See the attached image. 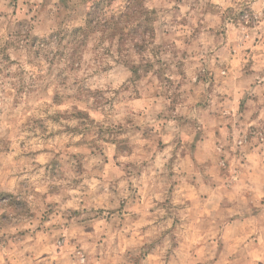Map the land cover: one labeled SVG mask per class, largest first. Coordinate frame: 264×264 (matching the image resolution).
I'll use <instances>...</instances> for the list:
<instances>
[{"label":"clouds","instance_id":"9594fccd","mask_svg":"<svg viewBox=\"0 0 264 264\" xmlns=\"http://www.w3.org/2000/svg\"><path fill=\"white\" fill-rule=\"evenodd\" d=\"M0 264H264V0H0Z\"/></svg>","mask_w":264,"mask_h":264}]
</instances>
